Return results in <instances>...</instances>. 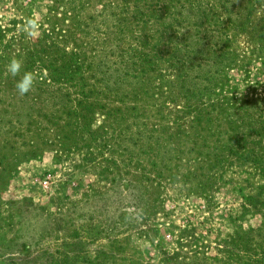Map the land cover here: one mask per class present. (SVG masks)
Masks as SVG:
<instances>
[{
  "label": "rangeland",
  "instance_id": "obj_1",
  "mask_svg": "<svg viewBox=\"0 0 264 264\" xmlns=\"http://www.w3.org/2000/svg\"><path fill=\"white\" fill-rule=\"evenodd\" d=\"M82 5L0 0V264H264V0L169 6L148 48L134 18L122 41ZM149 49L144 105L105 80H53L64 51L120 68ZM188 68L201 94L173 104Z\"/></svg>",
  "mask_w": 264,
  "mask_h": 264
},
{
  "label": "trees",
  "instance_id": "obj_2",
  "mask_svg": "<svg viewBox=\"0 0 264 264\" xmlns=\"http://www.w3.org/2000/svg\"><path fill=\"white\" fill-rule=\"evenodd\" d=\"M84 1L89 7L82 5L81 8H79V11H81V13L86 10L89 11V19L95 20V23H98L100 18L102 23L107 21L104 26L109 28L110 32L113 30V28H117L118 32H120L119 35H122L123 33L125 34H123L122 38L120 37V40L122 41L127 38V29L130 27L128 21L131 18H134L139 27L146 28L141 38V40L146 42V48L150 47V43L154 41L147 31L150 22L153 18L159 16L161 13L163 16L166 15L169 6L174 5L175 10L180 14L185 13L187 10L191 12L196 11L195 14L198 15L197 12L200 11V6L198 5L195 8L190 6L187 7L186 0H82V2ZM95 3H104L105 9L97 10V5ZM95 11L99 12L96 13ZM103 14H105L104 17ZM110 18H113L115 21L118 20V23L112 24L110 21H108ZM88 25H90V23H88ZM197 25L198 20L193 23V27H196ZM164 27H168V24H165ZM150 49L143 53L142 61L140 59L134 60L135 56L137 55V53H134L132 56V61H127L125 65L121 66L120 68H113L114 63L105 61V59L108 58V55L105 57V59H99V56L95 54L91 58V61L86 63V60L81 58L80 53H69L64 51L62 56L64 60L62 63L63 66L59 67L57 72L58 76L53 77V80L61 81V79H66L64 77L69 79V77L72 78L77 75H80L81 78L86 80H91L93 78H96L97 81L101 82L105 80V88L108 90L107 93H111L112 95H120L121 100L126 98H135L138 99L140 105H144L142 104L141 99L145 97H151L154 91L153 87L150 86L153 80L151 79L150 74L157 70V66L151 62V56L149 52ZM109 53L115 55V52L111 49H109ZM87 57L90 59V56ZM88 69H91L92 73L90 74L89 72L86 75ZM189 70V68L180 70V73L178 74V76H180L179 79L172 80L171 82L170 99L173 104H176L178 101L177 99H187L188 102H191L192 99L199 98L201 94V86L199 83L202 81L198 80V73L201 70L198 71L194 77L186 78L188 74H191L188 72ZM106 101V103L101 102L97 104L101 105L99 106L100 109L104 107V109H106V104H110V108L107 110L109 112L107 113H114L111 112L113 109H115L113 101ZM93 111L94 110L91 109L89 114H93ZM252 154L255 155V153ZM253 160H257V157H255Z\"/></svg>",
  "mask_w": 264,
  "mask_h": 264
},
{
  "label": "clouds",
  "instance_id": "obj_3",
  "mask_svg": "<svg viewBox=\"0 0 264 264\" xmlns=\"http://www.w3.org/2000/svg\"><path fill=\"white\" fill-rule=\"evenodd\" d=\"M23 61L18 58H12L7 65V71L13 77L20 74L23 69ZM37 77L31 71H25L21 79L16 83V89L19 95L23 96L28 93L36 84Z\"/></svg>",
  "mask_w": 264,
  "mask_h": 264
}]
</instances>
